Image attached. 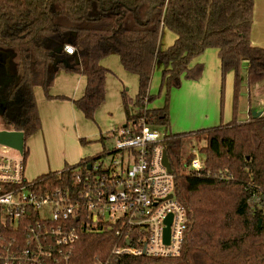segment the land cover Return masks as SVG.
<instances>
[{"label":"trees","instance_id":"trees-1","mask_svg":"<svg viewBox=\"0 0 264 264\" xmlns=\"http://www.w3.org/2000/svg\"><path fill=\"white\" fill-rule=\"evenodd\" d=\"M255 0H0V123L23 131L26 139L41 129L35 88L45 91L59 70L86 76L82 97L74 103L87 119L106 99L108 69L102 60L118 54L125 70L139 78L135 98L122 91L126 121L141 118L168 135L164 148L171 163L177 200L186 209L188 229L177 257L151 259L124 256L117 264H264V115L239 122L237 108L246 64L248 86L264 80V48L253 46L251 31ZM176 35L167 49L160 48L163 30ZM74 47L72 54L66 46ZM208 48L219 50L223 80L233 71L234 116L225 124L197 131L172 133L170 93L184 78L198 79L202 67L191 62ZM157 63L164 66L161 107H150L157 95L150 85ZM103 140V138H102ZM199 142L204 168L188 170L194 158L191 146ZM189 147V148H188ZM37 177L47 187L73 185V171ZM28 155L25 146L24 156ZM80 221L74 219L77 225ZM73 264L109 259L117 242L114 229L79 230Z\"/></svg>","mask_w":264,"mask_h":264},{"label":"built area","instance_id":"built-area-1","mask_svg":"<svg viewBox=\"0 0 264 264\" xmlns=\"http://www.w3.org/2000/svg\"><path fill=\"white\" fill-rule=\"evenodd\" d=\"M66 50L72 54L74 47ZM261 111L264 115V103ZM167 135L145 118L121 126L112 132L115 145L108 154L81 162L73 185L63 179V187L29 179L24 152L0 144V264H73L79 230L107 227L115 230L117 242L109 259L94 264H117L124 256H179L188 217L176 198L174 174L163 163ZM191 153L188 170L199 173L204 160L197 148ZM74 219H81L80 225Z\"/></svg>","mask_w":264,"mask_h":264},{"label":"crops","instance_id":"crops-1","mask_svg":"<svg viewBox=\"0 0 264 264\" xmlns=\"http://www.w3.org/2000/svg\"><path fill=\"white\" fill-rule=\"evenodd\" d=\"M175 39L176 35L173 32L168 29H164L160 41V48L162 50L167 49L174 43ZM250 39L253 46L264 48V0H255L254 2V21ZM116 55L118 56V54L116 53H111L101 62L102 65L108 69V73L106 75V99L96 111V116L99 115V112L101 111L109 112L110 114H112V111H117L118 106L125 116L121 95L123 90L126 89L128 91V89L125 87V83L123 80L127 82V76L131 75H129L124 70L121 61L119 65ZM191 66H201L202 73L198 79L184 78V82H182L183 84H187L185 90L190 91V89L194 88L196 89V92H200L201 95V92L204 91L202 87H213V89L215 90V98L217 99V88L220 85V79L222 75L219 50L216 48L206 49L203 54L193 59V61L191 62ZM163 69L164 66L161 63H157L154 68L153 76L155 78L154 74L159 71L160 83ZM136 80L137 89L135 90V92H133L134 94H132L135 96L139 88V78L137 75ZM86 83V76H84L83 74L68 73L64 70H59L56 74L53 86L48 88L47 91L44 92V89L42 90L41 86H37L35 88V96L42 125L41 129L38 132L30 136L31 138L28 145L26 139L25 146L28 150V153L30 148H32L33 155L37 159L35 161L36 167H41L42 169L39 172L40 175L46 174L51 171L62 170V168H64L66 165L76 164L81 159L91 156L89 151H91L92 149L79 147L77 145V141L79 139V142L81 141V143H88L90 141L96 140L98 139V132L93 131L92 129H88V122L85 120L86 117L74 103L75 99L82 97V95L84 94ZM150 94L157 95L152 93L151 85ZM190 96H188L187 94L180 95L179 99H177L176 95L177 100H173L172 109L170 110L169 132L181 133V130L173 131V129H187V126L185 125L184 128H181V126L178 125L175 115L178 112L180 113L179 107L181 103L179 102H181V100L185 97ZM262 97L264 99V94ZM214 102L216 103V100H214ZM262 103H264V100H262ZM153 104H150V107H161L163 105V101L160 98L157 101L153 102ZM184 104L187 103L184 102ZM250 108L251 104L248 106L249 111L246 117H240L239 115L237 116L239 122H243L249 119L250 110L252 109ZM203 115L197 121L195 119L187 118V120L191 122L192 125H196V123L197 125H201L193 126L191 129L201 130L216 127L221 124L230 122L234 116L233 109H229V105L225 114L223 113L221 117H219L217 111L215 112V110L210 117H208L207 111ZM229 117L231 118L229 119ZM125 119L126 117L119 120L116 116L114 118L116 124L112 127H108V125H106L107 123L105 122H103L104 124L101 123L103 130L101 129L100 137L103 138V140H105L106 138H112V132L123 126L125 124ZM206 120L208 121L205 123ZM103 131H105V133H103ZM105 148L106 147L103 141L102 147H100L99 149L98 147H95L94 154L100 153Z\"/></svg>","mask_w":264,"mask_h":264},{"label":"rangeland","instance_id":"rangeland-1","mask_svg":"<svg viewBox=\"0 0 264 264\" xmlns=\"http://www.w3.org/2000/svg\"><path fill=\"white\" fill-rule=\"evenodd\" d=\"M117 58H118V63L120 65L119 57L117 56ZM2 67H3L2 61H0V76H2V72H3ZM125 71L129 75H131V76H127V78H126V79H128L127 82L125 80H123L125 83V87L128 89L129 96H131L132 98H135V95H132V94H134L133 92H135V90L137 89L136 75L128 72L127 70H125ZM154 75H155V78L153 76L152 83H151L152 93L158 94L161 91V93H160L161 97H157L154 100V102L161 98L163 103H164L165 89L161 88L159 71H157L156 74H154ZM245 76H246V64L244 63V64H242V67H241L242 85H241V89L239 92L238 108H237V116L239 115L240 117H246L248 115V111H249L248 106L250 104H251V108L258 107L259 110H261L262 104H263L262 100H264L262 97L264 94V89H263L264 88V80H262L260 82H256V83L252 84L251 86H248L247 82L245 81ZM234 80H235V74L233 71L228 72L227 75L224 77V80H223V76L221 75L220 85L217 88V99L215 98V90L213 89V87H209V86L202 87L204 89V91L201 92V95H200V92H196V89H194V88L190 89V91L185 90L187 84L186 83L183 84V82H184V80H183L180 87L173 88L171 90V93H170L169 111L172 109V102L174 99H176V95H177V99H179L180 95L187 94L188 96H190V94H191L190 97H185L184 99L181 100V102H179V103H181L180 107H179L180 113L177 111L178 113L175 115L177 118L178 125H180L181 128H184V125H185V126H187L186 127L187 129H173V131H180L181 130V132H185V131L189 132L191 130H197V129H191V128L193 126H201V125H197V123H196V125H192L191 122H189L187 120V118L195 119L197 121V120H199V118L202 117V115L206 111L208 112V117L212 116V114L214 113V110H215V112L217 111L219 117H221V115L223 113L225 114L228 105H229V109H233V115H234ZM41 89L43 90V88H41ZM199 89H201V88H199ZM44 92H45V90H44ZM181 93H183V94H181ZM214 100H216V103L214 102ZM184 102H186L187 104H184ZM151 104H153V103H151ZM116 116L118 117L119 120L125 118V116H124L123 112L120 110L119 106H118L117 111H115V112L112 111V114H110L109 112L101 111V112H99V115H97V116L95 115L94 120L85 118V120L88 122V129H92L93 131L98 132V139L90 141L88 143L87 142L81 143V141L79 142V139H78L77 145L79 147L91 148L92 150L89 151L91 156L96 155V154H94L95 153V147H98V149L100 147H102L103 141H104V145H105L106 149L111 150L115 145V141L113 138H110V139L106 138L105 140H102V138L100 137L101 136V129H102L101 123H103V122L107 123L106 125H108V127H112L113 125L115 126L116 121L114 120V118ZM230 118L231 117H229V119ZM125 121H126V119H125ZM207 121L208 120H206L205 123ZM208 126H212V125H208ZM197 128H200V127H197ZM4 129H9V127L0 123V130H4ZM159 130H162V129H159ZM103 133H105V131H103ZM30 138L31 137L27 138V145L29 143ZM199 144H200L199 142L195 141L193 143V146H191V150L193 148H197L199 150ZM91 156H89V157H91ZM36 160L37 159L33 155L32 148H30L29 153L26 157V169H25V175L29 179H34L37 176H40L39 172L42 169H41V167H36V164H35Z\"/></svg>","mask_w":264,"mask_h":264},{"label":"water","instance_id":"water-1","mask_svg":"<svg viewBox=\"0 0 264 264\" xmlns=\"http://www.w3.org/2000/svg\"><path fill=\"white\" fill-rule=\"evenodd\" d=\"M252 116L254 118L260 117L262 115V111L258 110V107H253L251 109ZM0 144L13 147L18 149L21 153L24 152L25 145H26V137L23 131H15L10 129L0 130ZM163 163L167 167L169 172H172L171 163L169 161L168 155L166 150L163 152ZM170 195L169 197H171ZM171 218H169L170 224ZM167 241L169 236V228H167Z\"/></svg>","mask_w":264,"mask_h":264}]
</instances>
